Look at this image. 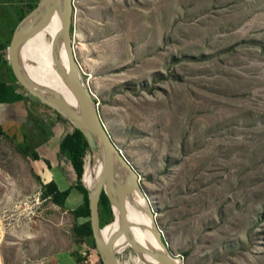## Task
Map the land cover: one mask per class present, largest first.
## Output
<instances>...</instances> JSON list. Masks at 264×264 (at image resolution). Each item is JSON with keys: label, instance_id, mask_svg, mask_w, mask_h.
I'll use <instances>...</instances> for the list:
<instances>
[{"label": "rangeland", "instance_id": "1", "mask_svg": "<svg viewBox=\"0 0 264 264\" xmlns=\"http://www.w3.org/2000/svg\"><path fill=\"white\" fill-rule=\"evenodd\" d=\"M39 1L2 6L7 46ZM74 5L76 60L170 254L181 264H264V0ZM19 85L34 123L44 116L51 132L62 116ZM32 163L15 140L0 139V264H56L74 251L75 264H100L74 238L71 213L40 198ZM113 213L102 214L106 226L118 221ZM137 255L116 257L143 264Z\"/></svg>", "mask_w": 264, "mask_h": 264}, {"label": "water", "instance_id": "2", "mask_svg": "<svg viewBox=\"0 0 264 264\" xmlns=\"http://www.w3.org/2000/svg\"><path fill=\"white\" fill-rule=\"evenodd\" d=\"M59 1L60 0H40L38 3L39 5H37L32 13L26 16L17 25L7 48V59L9 66H11L12 72L18 83L29 90L32 95L37 97L45 105L55 110L67 121H70L75 128L79 129L84 134L92 152L96 150L98 143L102 144L104 148L103 171L96 183L94 190L89 192L82 184L88 192V201L91 214L90 222L92 226L93 237L95 239L96 249L103 264H120L116 257L114 246L117 240L122 236L128 238L134 251H140L149 255L151 254L139 244H136L135 241L130 239L131 227L128 223V210L126 204L128 199L132 198L136 190H139L146 203L147 213L153 225L154 239L164 252V254H154L152 256L161 264H173L171 262L172 256L161 238L155 223L153 212L149 208L144 191L140 187L139 175L130 162L126 159V157L121 154V151L117 148L112 137L108 133L100 113L96 108L91 91L88 88L87 83H85L82 69L76 60L72 36L75 7L74 0H62L63 10L60 15V35L68 64V77L66 83L68 84V87L72 91L80 106V112L76 111L72 106H70V104H68L61 94L50 90V88H40V86L30 79L20 64L18 55L19 48L30 37L48 27L51 18L56 11V5ZM42 3L47 4V13L40 21H36L38 9ZM27 19H31L32 22H30L28 25H25L24 23ZM42 92L51 95V97L48 98L43 96V94H41ZM114 160L118 161L129 174L125 182L122 185L117 186V190L114 189ZM105 186L107 189H104ZM103 192H105L110 202L112 211L114 212L115 208L118 209L121 219L120 230L117 232V235L109 240L108 243H105L100 236L101 226L99 202ZM178 261L179 264H181V261Z\"/></svg>", "mask_w": 264, "mask_h": 264}, {"label": "bare ground", "instance_id": "3", "mask_svg": "<svg viewBox=\"0 0 264 264\" xmlns=\"http://www.w3.org/2000/svg\"><path fill=\"white\" fill-rule=\"evenodd\" d=\"M62 10L63 1L60 0L56 5V11L48 27L37 32L21 45L18 55L22 68L34 83L40 86V88H50V90L61 94L70 106L80 112V106L66 83L68 77V64L60 35V15ZM46 11L47 4L42 3L38 9L36 21H40L47 13ZM30 22H32V20L27 19L24 24L28 25ZM52 30L53 32L51 33ZM41 94L48 98L51 97V95L45 92ZM103 156L104 148L102 144L98 143L96 150L90 155V159L84 168L83 174V182L90 192L94 190L100 178L99 172L102 173L103 171ZM113 166L115 180L114 189L117 190V186L122 185L129 174L118 161L114 160ZM126 205L128 210V223L131 227L130 239L143 247L147 252L151 253L149 255L136 251L138 254L137 262L143 264H161L152 256L154 254H164V252L154 239L153 225L147 213L146 203L139 190H136L132 198L128 199ZM115 213L118 215V221L110 225L104 232H102V230L100 231V236L105 243H108L120 230V213L116 208ZM127 248L133 249L132 244L125 236L119 238L114 246L116 254L126 251ZM171 262L173 264H179L173 256Z\"/></svg>", "mask_w": 264, "mask_h": 264}, {"label": "crops", "instance_id": "4", "mask_svg": "<svg viewBox=\"0 0 264 264\" xmlns=\"http://www.w3.org/2000/svg\"><path fill=\"white\" fill-rule=\"evenodd\" d=\"M3 5L12 4H0V9ZM7 48L6 39L0 33V130L17 143L21 142L28 133L35 136V144H38L35 151L40 159L33 160L32 167L43 184L54 181L59 191L69 190L61 209L71 213L83 204V195L76 188L78 179L73 162L70 157L60 154V147L63 139L75 128L71 129L66 120H61L62 117L59 120L56 118L59 123L51 132L44 116L39 119V124L34 123L33 117L38 111L31 108L26 100V93L21 90L19 83L12 76L11 66L7 60ZM71 200L75 206L64 207ZM84 221L85 219L80 218L76 223ZM64 255H69V258H66L68 262L62 259ZM79 259L80 256L74 251L56 257L55 261L56 264H75Z\"/></svg>", "mask_w": 264, "mask_h": 264}, {"label": "trees", "instance_id": "5", "mask_svg": "<svg viewBox=\"0 0 264 264\" xmlns=\"http://www.w3.org/2000/svg\"><path fill=\"white\" fill-rule=\"evenodd\" d=\"M16 2L17 0H0V4H14ZM72 32H73V28H72ZM14 79L15 81H17L15 76ZM2 136L10 138L6 133L3 132V130H0V138ZM35 140H36L35 136H31L28 133L27 135H24L23 141L18 142V147L19 150L23 152L24 156L29 157L30 159L36 161L39 160L40 158L37 152L35 151V148L38 145L37 143L35 144ZM89 148L90 147L88 141L86 140L84 134L79 129L75 128L71 134H68L63 139L60 147V154L62 156L70 157V159L72 160L74 168L76 170V176L78 179L76 188L83 195V204L71 212V215L74 219L76 220L80 218L85 219L84 222L76 223L74 225L73 227L74 238L79 244H86L87 246L91 247L97 254H99L96 249L95 239L93 237V231L90 222L91 214H90L89 201H88V192L80 183V180L83 177L82 174H84V170H83L84 155ZM38 179L41 182V179L39 177ZM41 185H42V191L40 198L46 201L49 200L53 205L62 208L69 194V190L59 191L54 181H51L47 184L42 183ZM99 210H100V226L102 232H104L105 229L108 228L110 225L106 226V224L108 223L106 222L102 214L105 213L110 218L114 217L110 202L105 192H103L101 195L99 202ZM100 264H103L102 260L100 261Z\"/></svg>", "mask_w": 264, "mask_h": 264}]
</instances>
